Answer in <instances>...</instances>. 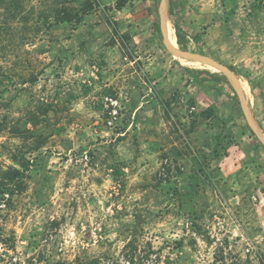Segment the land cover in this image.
<instances>
[{
    "label": "rangeland",
    "instance_id": "1",
    "mask_svg": "<svg viewBox=\"0 0 264 264\" xmlns=\"http://www.w3.org/2000/svg\"><path fill=\"white\" fill-rule=\"evenodd\" d=\"M119 1L0 0V264H264V145L236 92L168 50L160 0ZM168 25L264 135L236 57L264 52V0H168Z\"/></svg>",
    "mask_w": 264,
    "mask_h": 264
},
{
    "label": "water",
    "instance_id": "2",
    "mask_svg": "<svg viewBox=\"0 0 264 264\" xmlns=\"http://www.w3.org/2000/svg\"><path fill=\"white\" fill-rule=\"evenodd\" d=\"M159 27H160V32L163 36L164 42L168 48V50L176 57L182 58L187 61H193V62H198L204 65L211 66L217 70H219L221 73L224 74V76L227 78L229 81L230 85L232 86L233 90L236 92L241 108L244 114V117L248 123V126L250 129L253 131L257 139L264 145V135L255 121L246 101L244 98L243 94V89L241 85L239 84V81L235 74L224 64L216 61L215 59L196 52H191L189 50H183L180 49L172 44H170L167 40L166 36V27L168 25V0H160L159 4Z\"/></svg>",
    "mask_w": 264,
    "mask_h": 264
},
{
    "label": "crops",
    "instance_id": "3",
    "mask_svg": "<svg viewBox=\"0 0 264 264\" xmlns=\"http://www.w3.org/2000/svg\"><path fill=\"white\" fill-rule=\"evenodd\" d=\"M242 54L243 55L238 54L236 56L238 57L237 60L241 61L240 62L241 66L245 68H249L252 71V75L254 77L253 82L250 81L248 78L245 79L247 86L251 92H254L253 96L256 95L255 89H258L259 92L258 94H260L261 99L264 100V52L249 53V50H247L246 53L242 52ZM241 59H244V61Z\"/></svg>",
    "mask_w": 264,
    "mask_h": 264
},
{
    "label": "trees",
    "instance_id": "4",
    "mask_svg": "<svg viewBox=\"0 0 264 264\" xmlns=\"http://www.w3.org/2000/svg\"><path fill=\"white\" fill-rule=\"evenodd\" d=\"M126 1H127V0H120V1H119V4H122V3L126 2ZM170 16H171V14H170ZM170 18H171V17H170ZM61 19H62V21H66V22H70V21H73V20L79 21V20H80V16H78V14H73V13H71V12H69V11H66V12H63V16L61 17ZM172 22H173V25H174V28H175V31H176L177 42L181 45L182 42H181V37H180V33H179V28H178V26L176 25V23L174 22L173 19H172ZM216 91H217V92H220V91H221V87L216 86ZM9 169H10L11 171H14V173H15L16 175H18V174L20 173L19 170L15 169V168L9 167ZM11 180H14V178L11 179ZM5 191H6V190H5ZM5 191L0 192V194H1V193L4 194ZM8 194L11 195L9 192H8ZM0 196H1V195H0ZM51 264H61V263H60V262H57V263H51Z\"/></svg>",
    "mask_w": 264,
    "mask_h": 264
},
{
    "label": "bare ground",
    "instance_id": "5",
    "mask_svg": "<svg viewBox=\"0 0 264 264\" xmlns=\"http://www.w3.org/2000/svg\"><path fill=\"white\" fill-rule=\"evenodd\" d=\"M171 31V28L169 27V25H167V27H166V36H167V40H168V42L170 43V44H172V45H175V40H174V37H173V34H172V31ZM182 60V59H181ZM185 61V60H184ZM187 61V60H186ZM181 62V61H180ZM186 63H191V62H186ZM194 64V63H193ZM201 66V65H200ZM212 67H210V69H211ZM213 69V71H214V68H212Z\"/></svg>",
    "mask_w": 264,
    "mask_h": 264
},
{
    "label": "built area",
    "instance_id": "6",
    "mask_svg": "<svg viewBox=\"0 0 264 264\" xmlns=\"http://www.w3.org/2000/svg\"><path fill=\"white\" fill-rule=\"evenodd\" d=\"M7 197H8V194L7 193H4L3 194V198H2V202H0V207L4 206L5 205V202L7 200Z\"/></svg>",
    "mask_w": 264,
    "mask_h": 264
}]
</instances>
